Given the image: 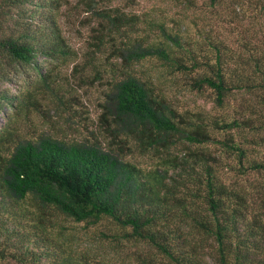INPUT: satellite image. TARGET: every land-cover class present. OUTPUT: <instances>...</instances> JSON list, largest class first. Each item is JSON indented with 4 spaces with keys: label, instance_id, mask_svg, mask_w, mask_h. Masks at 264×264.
Masks as SVG:
<instances>
[{
    "label": "trees",
    "instance_id": "trees-1",
    "mask_svg": "<svg viewBox=\"0 0 264 264\" xmlns=\"http://www.w3.org/2000/svg\"><path fill=\"white\" fill-rule=\"evenodd\" d=\"M84 2L95 9L93 0ZM59 5V0H0V83L26 68L45 79L37 57L70 53L54 14ZM98 16L93 50L110 41L109 53L122 72L104 90L99 115L118 144L133 139L145 150L160 151V162L143 167L100 144L49 134L23 137L5 148L0 135V264H106L93 252L67 247L65 232L54 231L64 218L114 222L109 236L138 244L133 251L138 264H264V214L251 212L240 182L225 179L221 158L204 148L169 151L181 140H208L207 127L179 113L130 71L140 59L157 56L189 76L193 87L209 88L218 104L244 89L264 106V48L235 50L210 33L201 34L203 45L165 28L164 38L145 42L119 35L126 16L117 7L101 8ZM114 64L109 63L118 68ZM15 96L0 87V109ZM242 119L214 123L264 125V110ZM222 140L226 154L237 160L226 163L231 169L242 174L248 166L264 169V161L247 157L233 136Z\"/></svg>",
    "mask_w": 264,
    "mask_h": 264
},
{
    "label": "rangeland",
    "instance_id": "rangeland-1",
    "mask_svg": "<svg viewBox=\"0 0 264 264\" xmlns=\"http://www.w3.org/2000/svg\"><path fill=\"white\" fill-rule=\"evenodd\" d=\"M59 1L54 14L70 53L54 55V58L37 57L40 69L47 73L45 79L26 68L12 74L11 80L0 83V87L16 95L12 105L0 109V135L5 137V148L23 137L36 139L41 134H49L68 142L100 144L119 151L143 167L160 162V151L145 150L133 139L127 146L118 144L99 115L103 92L111 77L122 74L119 61L109 53L110 41L102 45L101 51H94L91 44L92 27L99 19L101 8L114 6L125 13L119 35H131V39L157 41L164 38L165 28L203 45L201 34L210 33L235 50L264 48L261 0H93L95 9L89 8L85 0ZM111 61L118 68L110 67ZM130 71L162 93L179 113L204 124L211 134V138L199 144L178 141L170 148V153L204 148L221 158L225 179L240 182L248 191L251 212L259 210L264 214V169L248 166L243 174L231 169L226 163L237 160L234 155L226 154L222 140L231 135L245 149L247 157L264 161V125L218 127L214 123L215 120H243L245 116H256L264 110L259 100L241 89L228 95L223 104H218L209 88L193 87L189 76L157 56L140 59L133 63ZM61 221L64 226L58 225L54 231L65 232L68 248L93 252L106 264H138L133 252L139 249L138 244L118 243L109 236L114 231V222L102 219L96 224H86L67 218Z\"/></svg>",
    "mask_w": 264,
    "mask_h": 264
}]
</instances>
